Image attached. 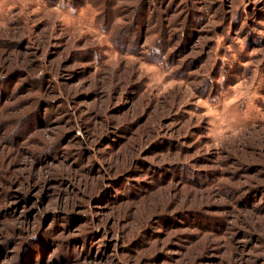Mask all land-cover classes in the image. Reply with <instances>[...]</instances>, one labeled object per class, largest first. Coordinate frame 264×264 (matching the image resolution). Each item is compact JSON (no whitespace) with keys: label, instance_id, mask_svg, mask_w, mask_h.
Masks as SVG:
<instances>
[{"label":"rangeland","instance_id":"obj_1","mask_svg":"<svg viewBox=\"0 0 264 264\" xmlns=\"http://www.w3.org/2000/svg\"><path fill=\"white\" fill-rule=\"evenodd\" d=\"M0 264H264V0H0Z\"/></svg>","mask_w":264,"mask_h":264},{"label":"trees","instance_id":"obj_2","mask_svg":"<svg viewBox=\"0 0 264 264\" xmlns=\"http://www.w3.org/2000/svg\"><path fill=\"white\" fill-rule=\"evenodd\" d=\"M254 12H255V10H254Z\"/></svg>","mask_w":264,"mask_h":264}]
</instances>
